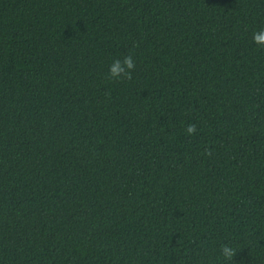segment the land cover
Listing matches in <instances>:
<instances>
[{
    "label": "trees",
    "instance_id": "1",
    "mask_svg": "<svg viewBox=\"0 0 264 264\" xmlns=\"http://www.w3.org/2000/svg\"><path fill=\"white\" fill-rule=\"evenodd\" d=\"M260 29L264 0H0V264H264Z\"/></svg>",
    "mask_w": 264,
    "mask_h": 264
},
{
    "label": "clouds",
    "instance_id": "2",
    "mask_svg": "<svg viewBox=\"0 0 264 264\" xmlns=\"http://www.w3.org/2000/svg\"><path fill=\"white\" fill-rule=\"evenodd\" d=\"M253 43L264 47V29H260L253 33ZM135 61L131 55H126L123 60L116 59L109 67V77L113 80H131L132 71L135 69ZM197 131L195 124H189L186 132L189 135L195 134ZM210 155L211 153L208 152ZM220 254L224 260L232 262L237 254V249L231 244H222L220 247Z\"/></svg>",
    "mask_w": 264,
    "mask_h": 264
}]
</instances>
